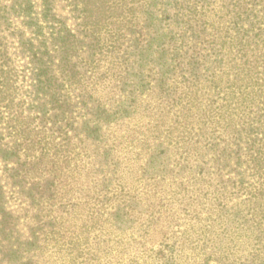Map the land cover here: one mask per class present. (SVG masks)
I'll use <instances>...</instances> for the list:
<instances>
[{"label": "rangeland", "instance_id": "374dc122", "mask_svg": "<svg viewBox=\"0 0 264 264\" xmlns=\"http://www.w3.org/2000/svg\"><path fill=\"white\" fill-rule=\"evenodd\" d=\"M0 264H264V0H0Z\"/></svg>", "mask_w": 264, "mask_h": 264}]
</instances>
